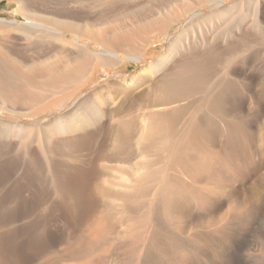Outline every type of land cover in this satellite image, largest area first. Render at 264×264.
<instances>
[{
    "label": "bare ground",
    "instance_id": "bare-ground-1",
    "mask_svg": "<svg viewBox=\"0 0 264 264\" xmlns=\"http://www.w3.org/2000/svg\"><path fill=\"white\" fill-rule=\"evenodd\" d=\"M199 1L210 5L215 3L216 7L208 12L191 7L189 0H141V4L139 2L135 9H125L127 13L122 16L144 22L149 31L165 33L167 45L138 73L105 82L100 80L102 72H106L104 68L120 66L123 62L121 52L127 53L128 59L137 64H142L145 57L154 52L151 49L142 56L138 55L151 41L141 32L128 37L116 34V27H128L125 24L127 19L124 23L119 22L120 19H107L106 15H100V20H85L86 26H91L87 34L88 30L82 31L84 27L81 30V25L77 27V22L70 24L69 21L56 17L55 13L38 8L36 0H18V11L26 10L23 12L26 18L23 24H17L13 20L4 23L0 19V26H11L21 32V39L26 43V46L16 47L20 51H15L0 42V103L36 108L37 117L47 112L54 114L60 111L43 124H0V136L19 135L32 139L40 134L46 138L66 134L70 149H88L94 154L87 164L83 163L85 166L78 164L76 167V192L73 185L72 194L82 203L83 208L79 210L80 204L79 213L72 218V222H82L80 214L85 209L89 210L88 219H92L91 228L95 237L90 239L81 235L73 246L71 255L66 257L81 259L88 256L91 264L104 263L107 254H96L108 237L116 235L121 237L123 245L136 252L137 259V252L140 256L142 252L145 253L143 264H190L193 256L201 249L212 250L218 256L216 258H220L228 245L231 246L235 231L239 227L248 229L252 219L263 211L258 202L264 201V175L261 179L263 184L255 182L254 190L251 188L254 198L250 196L245 202L234 197L230 187L232 183L229 184L236 179L239 167L248 168L239 157L241 149L247 150V158L263 155L261 146L257 145L260 135L246 130L249 121L224 118L232 111L230 107L234 106L229 105V102L236 104V93L239 91H236V82L228 80L226 75L233 72L237 64H246L249 56L255 58L263 52L259 49L249 54L253 50L250 48L254 38L263 35H253L260 34L261 30L263 32L262 25L259 26L261 23H258L259 3L262 0H256L253 6L244 4L245 8L238 2L227 4L228 0H218V4L216 0ZM174 5L180 6L179 9L183 10L180 15L186 21L183 19L185 24L176 34L170 35L171 24L173 26L178 19H174L172 13L170 15L164 12L166 7L173 8ZM57 14L61 17L63 15L61 12ZM173 20L175 22L170 23ZM132 22L134 20L130 23ZM59 29L72 31L80 39L88 35L102 49L93 50L86 44L60 38L56 39L59 41L56 43L50 36L58 33ZM46 30L49 33L45 34ZM257 41L264 44V36ZM70 46L77 50H72ZM75 98H79L78 103L65 110ZM23 147L31 155L27 163V172L30 174L27 175V181L40 182L37 179L38 172L35 171L40 169L36 160L38 155L32 144L26 143ZM56 147L62 149L60 145ZM138 151H153L156 152V157L135 162L138 168L132 165L137 168L132 167L135 169L132 170L136 175L130 170L131 174L130 171L128 173L134 177L131 179L128 175L130 181L126 179L124 189L116 190L109 178L112 168L110 162L117 161L121 154L136 158ZM131 160L128 161L132 162ZM0 168H4L3 165ZM170 169L185 173L195 185L183 182V177L180 180L178 176L175 178L170 174ZM67 174L61 178H67ZM25 177L23 176L24 180ZM45 178L39 180L45 182ZM203 181L205 186L197 185ZM38 185L35 187L32 184L35 189ZM62 186L64 189L61 194H68L69 190L64 191L67 186ZM33 191L34 194L36 191ZM40 195L35 197L40 199ZM213 201L216 203L210 208ZM193 202L207 216L211 211L214 212L213 217L210 216L211 218H206L201 223L203 229L220 225L215 230L200 233L203 242L195 236H184L186 231L180 224L178 226L177 214H181L182 208ZM0 215L2 217V213ZM101 220L105 230L100 229ZM122 226L124 230H120ZM170 226L176 234L168 232ZM126 250L123 252L124 257L128 253ZM123 260L126 264L125 259ZM130 261L132 260L128 259V263ZM201 263L200 260L195 262Z\"/></svg>",
    "mask_w": 264,
    "mask_h": 264
},
{
    "label": "rangeland",
    "instance_id": "rangeland-1",
    "mask_svg": "<svg viewBox=\"0 0 264 264\" xmlns=\"http://www.w3.org/2000/svg\"><path fill=\"white\" fill-rule=\"evenodd\" d=\"M96 1L97 0H36V6L38 8H41L43 11L47 10V11H51L53 14L55 13L54 15L56 17L67 20L70 22V24L74 25L77 22V27L81 25V27H79L81 28V30L84 27L82 31H86L91 27L89 26L88 28L86 26L87 22L85 20L97 21L100 20V15L103 17L106 15L107 19H118V20L120 19L119 22H124V20L127 19L125 20L126 23L125 22L124 23L127 24L128 27L122 28L125 32H123L120 26H118L116 27V31H117L116 34L122 37H128L137 33L139 34V32H141L143 33L142 35L145 36L148 41L151 40L148 42L150 43V45H148L145 49H142L138 54L142 56L144 53H147L148 51H151V49H154V52H152V54H148L145 57L144 62L142 64H137L132 60H129L127 57L128 54L125 52H121V59L123 61L122 64L117 67L112 66V67L104 68L106 72H102V76H100V80H102V82H105L108 79L111 80L122 79L123 75L125 77H128L131 74L133 75L135 73H138L141 70V68L146 67L149 64V62L153 58H155L157 54H159L167 45V41H165V37H166L165 33L158 34V31H154V32L152 30L149 31L150 29H148V27L144 25V22L142 23L138 19L131 20V18H126L125 16H122L124 15V13H127L126 10L130 11L129 8L132 9V7H134L133 9H135V7H137L138 3L141 0H123V1L105 0L106 2H104V0H98L97 2ZM215 2L217 4L219 3L218 0H216ZM233 2L234 3L238 2L239 4L241 3L240 5L241 6L243 5L245 8L246 7L245 5L253 6L256 0H244V1L228 0L227 4H232ZM67 4L69 7L67 6ZM139 4H141V2ZM189 4L193 8L197 7L199 8V10H205L208 12L216 7L215 3L210 5L208 3L205 4L204 2L199 0H189ZM201 4L202 7H200ZM19 7L20 4L18 0H0V19H3L4 23H10L13 20L17 24H23L24 22H26V18L23 15V12H25L26 10L20 9V11H18ZM179 7L176 5H174L173 8L172 6H170V8L166 7V11L164 12L165 14H170V15L172 13V17L174 19H178L176 22L175 20L170 21V23L175 22L173 23L174 24L173 26L171 24L172 28L170 29V35L176 34L178 29L182 27L185 24L184 22L186 21V18L181 17L182 15L181 13H183V10L181 8L179 9ZM259 7H260L259 8L260 19L258 18V23H261L259 24V26L261 27L262 25L261 28L263 29V32L261 30L260 34L258 33L253 35L256 36V35H261L263 33V35H261V37H263L264 36V0H262L259 3ZM122 10L125 11L123 12ZM58 12H61V14H63L62 17L59 14H57L58 16L56 15V13ZM129 19L131 21L134 20V22H132L133 24L130 23L131 21ZM135 22L136 24H138V25L135 24L138 28L134 25ZM7 29L11 31L6 32L8 31ZM89 30L87 31L88 32L87 34H89ZM4 33L6 35H3ZM47 33H49V31L46 30L45 34ZM75 35L76 34H74L72 31H63L59 29V32L52 34L50 36L51 37L50 39L51 40L53 39L54 42L59 43V41L57 40H59L60 38V39L70 40L75 43L86 44L93 50L97 48H99V50L102 49L95 42H93V40L90 39V37H87L88 35L83 36L81 39L76 37ZM157 35H159V37ZM21 36H22L21 32L19 31L17 32V30L16 29L14 30V28H11V26L6 28L0 26V42L5 43L7 46L12 47V49L15 51H20L19 49H17L18 47H22L23 45L26 46L25 41L21 39L23 36L22 37ZM261 37L256 36L254 38V40L252 41L253 43L251 44L252 46L250 48V49L253 48V50H251L249 54H252L256 50L259 51V49L264 52V47H263L264 44L259 43L257 41V39ZM72 47L70 46L72 50H77V48L74 47L72 48ZM263 52L262 55H260L261 57L258 56L253 58L254 56L253 57L249 56L248 62L246 64L244 65L243 63L237 64L236 69L233 72L229 73V75H226L227 76L226 78L228 80H232V82L234 80L236 82L238 88L236 91L238 90L239 91L236 93L237 94L236 104H234V102L233 103L229 102V105L233 104L234 106L230 107L232 109L229 108L232 111L229 110L230 112H228L224 116V118L235 121L236 120L249 121L247 122L248 126H246V130L249 133L257 132L260 135V139L257 142V145H260L263 150V155H257L255 157L256 159L252 157L247 158L246 157L247 150L244 149L240 150L239 157L241 161H243L246 164V167L248 168L241 169L239 167L237 169L236 179L230 181L229 184L231 185L232 183L230 187L232 188L231 189L232 192H234L233 193L234 197H239L240 200H242V202L247 201V199H249L250 196L254 198L253 186L255 185V182L257 183L259 182L258 184H263L261 182L262 181L261 179L264 175V66H263L264 57H262L264 56ZM127 66H129V68H127ZM78 100L79 98L73 99L69 103L67 109L65 110L74 107L78 103ZM35 112H36V108L30 109L22 105L14 106L8 103H0V124L4 125L7 123V124H14L19 126H21V124L22 126H29L36 122L38 123L40 122L43 124V122L45 123L50 119L54 118L57 114H59L60 111H57L58 113H54V114L47 112L38 117L35 115ZM38 136L39 137H33L32 139L31 138L27 139V137L25 138L24 136H19V135H15V136L11 135V136H3V137L0 136V141H2V143L0 142V165H3L4 167V168H0V214L2 213V217L0 215V264L3 263L48 264L46 262L47 260H50V257L52 255L54 256L62 253L68 254L67 253L69 248L68 241H72L73 239L75 240V238L80 234H83L90 239H93L95 237L91 228L92 219H88L87 215L81 220L82 222L80 223L76 222V220H73L75 224L77 223L75 225L72 222V219H69L62 209L60 210L59 207H56L57 204L59 203V198L54 194L55 188L53 182L55 175L58 173L57 171L65 172L67 170V167H73L78 164L79 166L81 164H82L81 166H85V164H87L86 162H89V160L93 157L94 155L93 152L88 151V149H79V150H73L72 148L70 149L69 148L70 146H68L69 139L67 138L66 134L65 135L59 134L58 136L55 135L53 137L50 136L48 138L44 137L43 134H40ZM26 143L32 144L34 148L33 149L34 152L38 155L36 160L37 163H39L38 166H40L39 168L41 170L39 169L40 171L39 170H35V171L36 173L38 172L37 179L40 182L34 181L32 183L30 181H27L29 180L27 175H30L29 172H27L29 171V167L27 166V163L30 160L31 155L30 152H27L26 149L23 147V144ZM57 145H60L62 149L56 147ZM65 145L67 146L65 147ZM212 148L214 150V147ZM155 153L156 152L153 151L150 153L139 152L138 155L135 156L136 158L139 156L137 158L138 160L134 157L128 158L130 156L121 154L122 156H124L121 157L120 155L121 160L119 158L117 159V161L114 160L115 162L114 161L110 162L112 168L110 170L111 174L109 172L110 177L109 176L108 177L114 183L113 188H115L116 190L123 188L125 182H127L126 179L129 180L130 177L132 179L134 175H136L135 171L132 170L136 168L135 166H137L138 168V165L137 164L135 165V162L137 163L138 161L141 160H152L153 158L151 159V157L155 156ZM125 158H127L129 161L130 159H132L131 160L132 162H129L128 160L127 162ZM119 160L122 161V163H120ZM58 168L60 169L57 170ZM130 170H132L135 174L132 173L134 175H130L131 174ZM169 171L172 176H175V178L179 177L178 179L180 180L182 179L181 177H183L182 179L183 182L186 181L185 183L187 184L189 182L192 185L193 184L195 185V183L191 180V178L187 177L188 175H184L185 173L182 174L183 172H180L179 170L177 171V169L176 170L170 169ZM174 173L177 175H175ZM23 176L24 177L27 176L25 177L26 181L24 180ZM39 178L41 180H44L45 178V182L39 180ZM24 182L31 185V187L26 183L25 185ZM31 183L35 187L36 185H38V183L40 184L37 186L38 188L35 189V187L32 186ZM34 183L37 184L35 185ZM64 183L67 184L69 188L70 187L72 188V186L75 185V182L70 179L65 180ZM197 185L203 187L206 185V183L203 181L200 182V184L198 183ZM209 185H207V187H210ZM32 187H34L35 189V190L33 189L34 191L32 190ZM41 189L42 192L44 191L43 193L42 192L40 193ZM32 191L33 192L36 191V192L33 194ZM39 194H41L40 199H38L37 196L35 197V195H39ZM223 198L225 199V196ZM78 203H77L78 209L80 208L79 205L81 204V209L79 210H82L83 208L82 203L79 204ZM215 203L216 202L214 201L211 202L210 208H212ZM258 205L260 209L263 211L252 219V223H251L252 225L250 224L249 228L247 226L248 229H246V227L245 229L243 227H239L235 231L234 233L235 235H233L232 238L233 240L230 243L231 246L228 245V249L226 248L224 250L220 258H216L218 256H216V254L213 253L212 250L201 249V251H199L197 255L193 256L190 264H195L197 260H200L202 262L201 264H264V201L261 202L259 201ZM226 206H224V208ZM181 212H182L181 214H177L179 216L178 226L180 224L181 228H183L186 231L184 236H187L188 238L195 236V238L203 242V239L200 238L201 237L200 233H203L204 231L209 232L215 230L220 226V225H216L208 229H203L201 223L203 222L204 219L211 218L210 216L213 217L214 212L211 211L210 212L211 214L209 213L207 216V214H204L203 211L199 209L198 205L195 202H193L191 205L184 206ZM119 216H121V214ZM101 227L104 228V230L106 228L103 220H101ZM124 229H125L124 226L120 227V230H124ZM168 229H169L168 232L170 233L173 232V234H176L172 226H170ZM148 237L149 235L146 238V243L148 242ZM74 245L75 244H73L71 247H73ZM128 248H129L128 246L122 244L120 236L116 237V235H114L112 238L108 237L105 243L101 245L99 252L95 254L97 256L100 253H105L108 255V256L106 255L107 260H105L104 263L98 262L99 264H124L123 259H125L126 264L128 263V259L132 260L128 264H134L136 261L137 264H143L145 260L144 257L145 253L142 252L143 254L140 256L139 252H137L138 254L137 257H139V259H137L135 256L136 252H134L131 248L129 249ZM124 250L128 252V253L126 252L128 254V257L127 254H125V257L123 256ZM130 253H133V255ZM130 256L132 258H130ZM133 256L135 257V260H133L134 259ZM86 257L87 258L83 257L81 259H73L69 257L62 259V257H58L55 263L56 264H91L92 261L89 259L88 256Z\"/></svg>",
    "mask_w": 264,
    "mask_h": 264
},
{
    "label": "crops",
    "instance_id": "crops-1",
    "mask_svg": "<svg viewBox=\"0 0 264 264\" xmlns=\"http://www.w3.org/2000/svg\"><path fill=\"white\" fill-rule=\"evenodd\" d=\"M74 168H72V167H67V170L65 171V172H59V171H57L58 173L55 175V177H54V179H53V182H54V188H55V190H54V194L56 195V196H58V198H59V203L57 204V207H59V208H61L63 211H64V213L67 215V217L69 218V219H72V218H75V217H77V215L78 214H75L76 213V211H75V208H76V210L78 209V205H77V203H78V199L76 198V197H74L73 196V194H72V191L75 189V192H76V184L74 185L75 187H74V189H73V186H72V190L66 185V184H64V180H67V179H70V176H71V179L70 180H73V181H75V183H77V181H76V179L78 178V177H76L77 176V169L78 168H76V167H78V165H76V166H73ZM72 168V169H71ZM75 168H76V170H75ZM58 169H60V168H58ZM57 169V170H58ZM64 173V174H63ZM68 173V174H67ZM73 173V174H72ZM61 174V175H60ZM63 174V175H62ZM65 174H67V176L69 177H67L66 178V176L65 177H62L61 178V176H64ZM74 175H75V177H74ZM58 176H60L59 177V179H58ZM74 177V178H73ZM60 178H61V180H60ZM65 178V179H64ZM64 179V180H63ZM59 180V181H58ZM63 180V181H62ZM59 182V183H58ZM56 185V186H55ZM60 185V186H59ZM62 185H64L66 188H65V192L67 191V190H69V191H67V193L68 194H70V195H72V196H68V194H61L62 193V191H63V186ZM68 188V189H67ZM56 191V192H55ZM64 193V192H63ZM63 197V198H62ZM75 205V206H74ZM66 206V207H65ZM60 209V210H61ZM85 212V213H84ZM77 213H79L78 212V210H77ZM81 217H85L86 215H87V218L88 217H90V213H89V210H87V209H85V211H83L81 214ZM95 216V215H94ZM82 218V219H83ZM95 218V217H94ZM91 219V218H90ZM93 221H94V219H93ZM100 229H104V228H102V227H100ZM101 230V231H102ZM81 235H83V234H80L79 236H77V239L75 238V240L73 239L72 240V242L71 241H69V248H68V254H64V253H62V254H59V255H52L51 257H50V259H51V261L50 260H47V262L49 263V264H52V261H53V259H54V262L57 260V258L58 257H62V258H66V256H68V255H71V251H72V249H74V247H71L73 244H75L76 242H77V240L80 238V236ZM84 236V235H83ZM71 242V243H70ZM64 256V257H63ZM46 262V263H47ZM3 264H6V263H3ZM53 264H55V263H53Z\"/></svg>",
    "mask_w": 264,
    "mask_h": 264
}]
</instances>
